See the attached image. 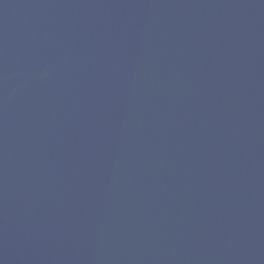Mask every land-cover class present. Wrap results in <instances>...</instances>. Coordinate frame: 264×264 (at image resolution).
I'll return each instance as SVG.
<instances>
[{
    "label": "water",
    "instance_id": "water-1",
    "mask_svg": "<svg viewBox=\"0 0 264 264\" xmlns=\"http://www.w3.org/2000/svg\"><path fill=\"white\" fill-rule=\"evenodd\" d=\"M0 264H264V0H0Z\"/></svg>",
    "mask_w": 264,
    "mask_h": 264
}]
</instances>
